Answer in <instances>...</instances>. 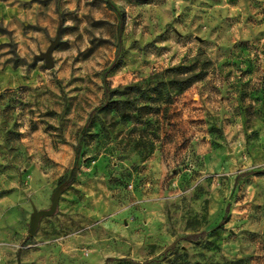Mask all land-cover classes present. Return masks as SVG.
<instances>
[{
    "label": "rangeland",
    "instance_id": "1",
    "mask_svg": "<svg viewBox=\"0 0 264 264\" xmlns=\"http://www.w3.org/2000/svg\"><path fill=\"white\" fill-rule=\"evenodd\" d=\"M22 7L0 22V264H264V0Z\"/></svg>",
    "mask_w": 264,
    "mask_h": 264
},
{
    "label": "water",
    "instance_id": "2",
    "mask_svg": "<svg viewBox=\"0 0 264 264\" xmlns=\"http://www.w3.org/2000/svg\"><path fill=\"white\" fill-rule=\"evenodd\" d=\"M53 46H54V44H51L47 48L46 52H44L42 54V57H44V59H45V65L48 68L53 66V62L51 59V49L53 48ZM58 196H59V189H57L53 193V195L51 196L50 204H49L48 208L37 209V208L33 207L32 213H31L30 218H29V224H28V229H27V232L29 234H33L36 231V229L38 228L40 219L42 217L51 216L56 212L57 206H58Z\"/></svg>",
    "mask_w": 264,
    "mask_h": 264
},
{
    "label": "crops",
    "instance_id": "3",
    "mask_svg": "<svg viewBox=\"0 0 264 264\" xmlns=\"http://www.w3.org/2000/svg\"><path fill=\"white\" fill-rule=\"evenodd\" d=\"M28 0H0V22L6 23L13 16L22 15V4ZM4 38L0 33V41Z\"/></svg>",
    "mask_w": 264,
    "mask_h": 264
},
{
    "label": "trees",
    "instance_id": "4",
    "mask_svg": "<svg viewBox=\"0 0 264 264\" xmlns=\"http://www.w3.org/2000/svg\"><path fill=\"white\" fill-rule=\"evenodd\" d=\"M76 162V159H75ZM76 177V166H73L68 174L67 180H66V185L71 184Z\"/></svg>",
    "mask_w": 264,
    "mask_h": 264
}]
</instances>
